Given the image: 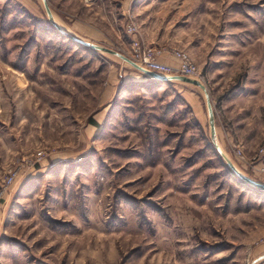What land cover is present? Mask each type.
<instances>
[{
  "label": "rangeland",
  "instance_id": "1",
  "mask_svg": "<svg viewBox=\"0 0 264 264\" xmlns=\"http://www.w3.org/2000/svg\"><path fill=\"white\" fill-rule=\"evenodd\" d=\"M47 1L68 33L128 57L134 37L166 63L187 51L216 143L264 183V0ZM72 40L44 0H0V151L13 148L0 153V264H251L264 193L216 149L203 90L141 85Z\"/></svg>",
  "mask_w": 264,
  "mask_h": 264
},
{
  "label": "built area",
  "instance_id": "2",
  "mask_svg": "<svg viewBox=\"0 0 264 264\" xmlns=\"http://www.w3.org/2000/svg\"><path fill=\"white\" fill-rule=\"evenodd\" d=\"M128 33L136 35L137 27L134 24L128 26ZM164 51L156 47L144 44L140 38H132L130 57L134 62L141 65L145 69L156 72L164 76L184 75L199 80L201 71L191 55L185 50H175L173 56L177 59L178 64L173 65L162 60ZM238 153L242 156V150L238 149ZM43 157L42 151L36 155V161H40ZM264 171V169H263ZM18 171H11L4 184L6 187L15 183Z\"/></svg>",
  "mask_w": 264,
  "mask_h": 264
},
{
  "label": "water",
  "instance_id": "3",
  "mask_svg": "<svg viewBox=\"0 0 264 264\" xmlns=\"http://www.w3.org/2000/svg\"><path fill=\"white\" fill-rule=\"evenodd\" d=\"M44 4H45V8H46V12L48 14V18L49 21L56 27V29L58 31H60L61 33L67 35L70 39H73L74 41L89 47L91 49H96L102 52H106V53H110L114 56L119 57L120 59H122L123 61L129 63L130 65H132L134 68H136L137 70L141 71L142 73H144L146 76L157 80L159 82H171V81H181L184 83H188L194 86H198L200 87L204 94H205V98H206V103H207V110H208V116H209V124H210V130H211V135H212V139L214 141V145L216 147V149L219 151L220 155L223 157V159L226 161V163L228 164V166L230 167V169L234 172V174L243 182L247 183L248 185L254 187L255 189H258L259 191L264 192V183L258 182L256 180H253L247 176H245L244 174H242L237 167L234 165V163L232 162V160L226 155V153H224V151H222L219 147V145L216 143V125H215V112H214V106L212 104V100L210 97V92L208 91V88L206 87L205 84H203L201 81L194 79V78H190L184 75H174V76H164L161 74H158L156 72L150 71L148 69H145L144 67H142L141 65L137 64L136 62H134L131 58H129L127 55L118 52L114 49L108 48L106 46L103 45H99V44H95V43H91L88 41H85L83 39H80L70 33H68L65 29H63L60 25H58L55 20H54V16L52 13V10L48 4L47 0H44ZM264 258L263 256L258 257L257 259H255L252 264H257L258 261L262 260Z\"/></svg>",
  "mask_w": 264,
  "mask_h": 264
},
{
  "label": "crops",
  "instance_id": "4",
  "mask_svg": "<svg viewBox=\"0 0 264 264\" xmlns=\"http://www.w3.org/2000/svg\"><path fill=\"white\" fill-rule=\"evenodd\" d=\"M72 34L75 36L76 35V33H73L72 32ZM77 37V36H76ZM78 38H80V37H78ZM154 37H152L151 39H147V40H149L150 42H153V41H156L155 43L156 44H159V45H161L160 43V41L158 40V39H153ZM80 39H82V38H80ZM92 43V42H91ZM154 43V42H153ZM165 60L166 61H168L169 63H171V64H173V65H177L178 64V61H177V59L174 57V56H169V57H167V58H165ZM174 76V75H173ZM171 82H175V81H171ZM180 82V81H179ZM3 110V106H1L0 107V111H2ZM217 129H216V137H217ZM0 144H2V142H0ZM7 147V152L10 150V149H13V148H10V146L9 145H4V147H1V151H0V153H4V151L2 150V148H6ZM17 149H18V147H17ZM6 153V152H5ZM0 156H5V154L4 155H0ZM46 165H48V163H47V159H46V161L45 162H41L40 163V165L37 167L38 169L39 168H41V167H44V166H46ZM25 179V177L23 178V180ZM264 255V252L263 253H261V254H259L255 259H257L258 257H260V256H263ZM254 259V260H255ZM253 260V261H254ZM252 261V262H253ZM252 264V263H251ZM257 264H264V258L262 259V260H260V261H258L257 262Z\"/></svg>",
  "mask_w": 264,
  "mask_h": 264
},
{
  "label": "trees",
  "instance_id": "5",
  "mask_svg": "<svg viewBox=\"0 0 264 264\" xmlns=\"http://www.w3.org/2000/svg\"><path fill=\"white\" fill-rule=\"evenodd\" d=\"M49 23H51L50 21H49ZM52 24V23H51ZM53 25V24H52ZM53 29L54 30H56V31H58L57 29H56V27L53 25ZM58 32H60V31H58ZM61 33V32H60ZM61 34H63V33H61ZM66 38H69L67 35H65V34H63ZM70 39V38H69ZM70 40H72V39H70ZM72 41H74V40H72ZM75 43H77L78 45H82V44H80V43H78V42H76V41H74ZM84 46V45H83ZM86 47V46H85ZM87 48H89V47H87ZM148 77V76H147ZM149 81L148 82H146V83H143V84H141V85H145V86H153V85H156L157 83H160L159 81H157V80H154V79H152V78H150V79H148ZM137 83H139V82H137ZM94 124H97V122H94ZM236 177V176H235ZM238 179V178H237ZM238 180H240V179H238ZM240 182H242V183H244V184H247V183H245V182H243V181H241L240 180ZM248 185V184H247ZM256 190H258V189H256ZM262 192V191H261ZM264 193V192H263Z\"/></svg>",
  "mask_w": 264,
  "mask_h": 264
},
{
  "label": "bare ground",
  "instance_id": "6",
  "mask_svg": "<svg viewBox=\"0 0 264 264\" xmlns=\"http://www.w3.org/2000/svg\"><path fill=\"white\" fill-rule=\"evenodd\" d=\"M221 149V148H220ZM222 150V149H221ZM252 187V186H251Z\"/></svg>",
  "mask_w": 264,
  "mask_h": 264
}]
</instances>
